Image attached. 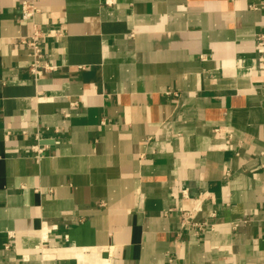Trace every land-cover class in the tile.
<instances>
[{
    "label": "crops",
    "instance_id": "1",
    "mask_svg": "<svg viewBox=\"0 0 264 264\" xmlns=\"http://www.w3.org/2000/svg\"><path fill=\"white\" fill-rule=\"evenodd\" d=\"M25 1L0 0V264H264V0Z\"/></svg>",
    "mask_w": 264,
    "mask_h": 264
},
{
    "label": "built area",
    "instance_id": "2",
    "mask_svg": "<svg viewBox=\"0 0 264 264\" xmlns=\"http://www.w3.org/2000/svg\"><path fill=\"white\" fill-rule=\"evenodd\" d=\"M264 9V3L261 4ZM258 6H254L253 9L257 10ZM40 13L39 7L37 5V0H28L22 3L21 6V17L23 21L32 22L35 20L36 16ZM44 36L42 32L35 27L32 36L29 38H25L21 40L20 47L22 50H28L31 53L32 63L30 65V71L37 77H40L42 73L45 72H53L56 70L55 66H50L49 64L42 65L43 60L45 58L44 49L42 46V40ZM256 47L259 56V60L264 69V26L262 32L257 35L256 38ZM32 150L36 153L37 159L43 158L45 155V151L41 149L39 146H35ZM184 198H188V192L184 191ZM200 202V201H198ZM198 205V204H197ZM199 206V207H198ZM195 206L191 210H185L183 208L179 209L181 225L184 229H192L202 231L204 228V224H200L196 222V216L201 212V205Z\"/></svg>",
    "mask_w": 264,
    "mask_h": 264
}]
</instances>
